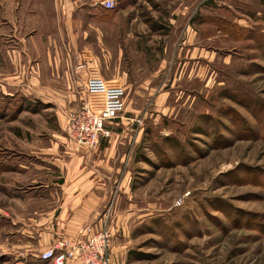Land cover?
<instances>
[{"label":"rangeland","instance_id":"rangeland-1","mask_svg":"<svg viewBox=\"0 0 264 264\" xmlns=\"http://www.w3.org/2000/svg\"><path fill=\"white\" fill-rule=\"evenodd\" d=\"M113 1L138 31L169 33L131 56L137 84L117 119L133 121L106 125L121 148L100 230L113 264H264V0ZM26 104L0 103V264H41L14 249L25 238L5 212L37 186L19 176L42 163L39 143L64 141L85 101Z\"/></svg>","mask_w":264,"mask_h":264},{"label":"crops","instance_id":"crops-1","mask_svg":"<svg viewBox=\"0 0 264 264\" xmlns=\"http://www.w3.org/2000/svg\"><path fill=\"white\" fill-rule=\"evenodd\" d=\"M104 1L0 0V103L24 104L25 111L27 102L47 106L61 100L76 110L89 101L99 113L102 98L90 97L85 89L90 78L124 86L129 94L137 84L129 79L131 56L147 57L153 52L154 37L169 33L165 26L155 25L156 31H138V16L125 10L111 13L102 6ZM142 24L148 28L149 23ZM63 115L58 125L65 129ZM125 121L133 120L122 117L116 126ZM116 126H107L112 137H101L94 151L79 147L68 136L39 143L35 153L42 163L19 176L37 186L30 192H15L18 196L8 201L11 213L5 212L22 231L25 240L14 249L24 250L26 260L51 264L39 255L58 240L76 242L102 230L109 193L108 156L115 155L117 146L119 156L121 149ZM48 128L54 132L47 123Z\"/></svg>","mask_w":264,"mask_h":264},{"label":"built area","instance_id":"built-area-1","mask_svg":"<svg viewBox=\"0 0 264 264\" xmlns=\"http://www.w3.org/2000/svg\"><path fill=\"white\" fill-rule=\"evenodd\" d=\"M102 6L111 10L115 3L107 0ZM85 89L90 97H101L103 106L99 113H95L88 101L80 109L70 113L67 134L79 147L94 151L99 146L101 137H112L106 125L125 112L127 92L124 86H110L101 78L88 79ZM113 237L111 230H103L76 242L58 240L54 246L41 253L40 260L52 264H113Z\"/></svg>","mask_w":264,"mask_h":264}]
</instances>
